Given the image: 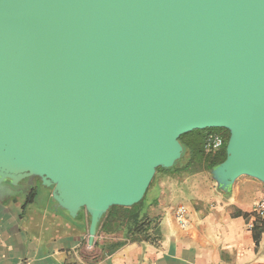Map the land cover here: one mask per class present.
<instances>
[{
    "label": "water",
    "instance_id": "water-1",
    "mask_svg": "<svg viewBox=\"0 0 264 264\" xmlns=\"http://www.w3.org/2000/svg\"><path fill=\"white\" fill-rule=\"evenodd\" d=\"M210 127L217 186L264 183V0H0V182L84 209L90 245Z\"/></svg>",
    "mask_w": 264,
    "mask_h": 264
},
{
    "label": "crops",
    "instance_id": "crops-1",
    "mask_svg": "<svg viewBox=\"0 0 264 264\" xmlns=\"http://www.w3.org/2000/svg\"><path fill=\"white\" fill-rule=\"evenodd\" d=\"M144 196L138 209L153 219L149 228L128 236L123 227L97 226L90 245L84 209L72 215L59 207L51 188L0 182V264H264V216L255 210L261 181L243 175L221 189L204 168L160 171ZM179 205L185 227L175 217Z\"/></svg>",
    "mask_w": 264,
    "mask_h": 264
},
{
    "label": "trees",
    "instance_id": "trees-1",
    "mask_svg": "<svg viewBox=\"0 0 264 264\" xmlns=\"http://www.w3.org/2000/svg\"><path fill=\"white\" fill-rule=\"evenodd\" d=\"M213 129L220 128L210 127L204 129H195L181 134L179 141L183 146V152L180 159L169 168L157 167L156 172H179L189 168H204L206 170H211L214 166L224 160L226 156L225 146L229 135L228 130L226 129L225 142L219 151L216 153H205V137L208 131ZM185 152L188 153L186 162L177 165L179 162H181ZM34 194V190L30 191L24 204L30 203ZM141 200L129 207L117 205L111 206L102 216L97 226H100V229L107 232H115L123 227L126 228L128 236H134L135 234L146 230L154 221L153 219H149L144 215L139 214L138 208L140 206L139 204Z\"/></svg>",
    "mask_w": 264,
    "mask_h": 264
},
{
    "label": "built area",
    "instance_id": "built-area-1",
    "mask_svg": "<svg viewBox=\"0 0 264 264\" xmlns=\"http://www.w3.org/2000/svg\"><path fill=\"white\" fill-rule=\"evenodd\" d=\"M225 142V138L217 133V132H208L205 137V148L210 152L219 151ZM255 210L258 216H264V199H260L255 204ZM175 217L178 224L181 227H185L187 225V209L184 205H179L175 210Z\"/></svg>",
    "mask_w": 264,
    "mask_h": 264
},
{
    "label": "rangeland",
    "instance_id": "rangeland-1",
    "mask_svg": "<svg viewBox=\"0 0 264 264\" xmlns=\"http://www.w3.org/2000/svg\"><path fill=\"white\" fill-rule=\"evenodd\" d=\"M204 151H205V153H214V152H210V151H207L206 150V148H205V146H204ZM216 153V152H215ZM187 156H188V153H184L183 154V158L181 159V162H179L177 165H180V164H182V163H185L186 162V160H187ZM210 171V173H211V170H209ZM160 173V171H158L157 173H155V175L153 176V179H152V181H151V183H150V186L152 187V185H153V183L157 180V176H158V174ZM23 181V180H22ZM43 188H46V189H50V187L49 186H44V185H42V186H40L39 185V189H40V191L43 189ZM151 189V188H150ZM146 197L147 196H144V198H142V200H141V202H140V204L139 205H141L144 201H145V199H146ZM39 202H37L38 204H43V201L42 200H38ZM41 206H43V205H41Z\"/></svg>",
    "mask_w": 264,
    "mask_h": 264
},
{
    "label": "flooded vegetation",
    "instance_id": "flooded-vegetation-1",
    "mask_svg": "<svg viewBox=\"0 0 264 264\" xmlns=\"http://www.w3.org/2000/svg\"><path fill=\"white\" fill-rule=\"evenodd\" d=\"M215 131H216L217 133L221 134L223 137H225V135H226V129H224V128L215 129ZM23 181H27V179H24ZM33 184H38V185H40V180H39L38 177L33 178Z\"/></svg>",
    "mask_w": 264,
    "mask_h": 264
}]
</instances>
